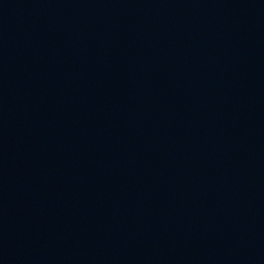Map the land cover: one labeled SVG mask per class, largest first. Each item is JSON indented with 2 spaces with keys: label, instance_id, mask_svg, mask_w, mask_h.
I'll use <instances>...</instances> for the list:
<instances>
[{
  "label": "water",
  "instance_id": "95a60500",
  "mask_svg": "<svg viewBox=\"0 0 264 264\" xmlns=\"http://www.w3.org/2000/svg\"><path fill=\"white\" fill-rule=\"evenodd\" d=\"M0 264H264V0H0Z\"/></svg>",
  "mask_w": 264,
  "mask_h": 264
}]
</instances>
